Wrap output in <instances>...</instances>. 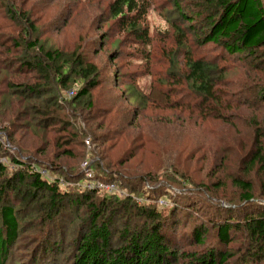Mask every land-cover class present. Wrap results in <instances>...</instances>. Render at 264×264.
<instances>
[{
	"label": "rangeland",
	"instance_id": "obj_1",
	"mask_svg": "<svg viewBox=\"0 0 264 264\" xmlns=\"http://www.w3.org/2000/svg\"><path fill=\"white\" fill-rule=\"evenodd\" d=\"M8 2L21 12L18 17L23 20L22 25L12 21L3 7ZM178 2L192 22L182 19ZM112 3L113 0L0 2V154L22 158L32 155L43 164L53 162L59 167L58 173L64 171L66 178L46 169L52 179L59 177L63 184L81 188L99 183L91 165L102 162L107 166L106 172L118 177L108 184L120 196L127 191L121 182L129 188L136 182L129 177L144 176L151 180L144 186L142 182L138 184L137 191L154 190L152 196L159 197L161 205L177 203L173 212H164L171 218L165 234L175 247L203 252L215 246L224 252H237L245 232H235L234 240L226 246L218 240L216 224L229 217L242 221L254 210L252 205L246 207L247 203L242 202L233 180L236 175H244L242 151H237V146L242 138H252L249 125L255 114L264 115V109L257 106L256 93V83L264 84V73L249 69L250 75H246L245 69L254 59L229 54L219 44L199 42L194 30L208 32L210 28L205 20L207 2L203 0H138L148 5L141 23L148 30L147 43L123 26L119 16H113ZM196 13L201 14L195 16ZM29 17L33 22L28 25L32 27L29 32H38L46 48L79 54L97 65L100 84L89 95L78 98L86 81L76 74L62 84L55 71L47 81L20 64L18 57L26 55L25 50L15 47L12 37L26 34L22 31ZM187 54L217 64L216 75L224 76L218 87L219 99L201 102L190 90L186 80ZM11 60L8 68L6 62ZM26 84L44 86L46 93L40 96L41 102L36 100L38 97L19 92L18 87ZM244 101L248 106L239 104ZM43 102L51 105L55 115V120L48 124L36 108H31H39ZM91 114L98 116L93 118ZM9 134L15 137L11 141ZM38 168L45 171L44 167ZM68 170H81L84 178H73ZM8 172L13 173L11 169ZM255 186L262 188L260 182L255 181ZM257 198L256 202L264 204V197ZM72 212L69 215L81 214L83 209ZM46 213L45 210L35 219L40 232L33 252L39 258L48 256L46 262L53 264L56 254L51 251L42 255L41 243L46 238L50 242L61 239L58 231L63 228L52 227ZM198 229L205 240L202 244L195 240ZM72 232L73 227L62 244L64 251L59 257L63 261L69 253ZM19 242L22 241L18 239ZM20 247H14L7 264L28 263L26 248Z\"/></svg>",
	"mask_w": 264,
	"mask_h": 264
},
{
	"label": "trees",
	"instance_id": "obj_2",
	"mask_svg": "<svg viewBox=\"0 0 264 264\" xmlns=\"http://www.w3.org/2000/svg\"><path fill=\"white\" fill-rule=\"evenodd\" d=\"M203 1L207 2L208 15L205 20L210 28L208 32L194 30L199 42L219 44L229 54H239L254 59L255 62L252 61L245 69L246 75H250L249 69L256 74L264 73V0ZM0 2L4 3V0ZM13 5L8 2L3 7L12 21L22 25L23 20L18 17L21 12L15 11L16 7ZM178 9L182 13V19L193 21L183 13L184 10L180 5ZM147 11L148 5L140 4L138 0H113L111 4L113 16H119V20H123L125 24L123 26L145 43L149 40L148 30L141 23ZM200 14L196 13L195 16ZM24 24L22 32L26 33L25 35L28 33L29 36L23 34L22 37H12L14 46H21L25 50L22 52L26 55L18 57L24 68L35 70L37 75H41L47 81L55 71L54 75L61 77L62 84L67 83L68 78L76 74L86 81L78 98L89 95L90 91L100 84L101 72L97 65L87 62L79 54H68L46 48L44 42L40 41L38 32L36 35L29 32L32 28L29 26L33 24L30 17L24 21ZM8 50L13 51V49ZM16 52L18 53L14 51ZM186 62L188 69L186 80L194 95L200 98L201 102L219 99L218 87L224 76L216 75L217 64L204 59H194L189 54L186 55ZM6 63L9 68L12 60ZM256 86H258L256 93L259 102L257 106L264 109V84L256 83ZM43 89L42 85L32 84L18 87L20 93L26 92L25 94L30 98L38 97L36 99L38 101L40 96L46 93ZM228 102L232 101L228 100ZM239 104L248 106L249 103L244 101ZM44 105L46 108H40ZM88 105L95 108L92 101H89ZM41 106L38 108L33 105L31 108H36V112H40L45 117V124L54 121L55 115L54 111H51V105L43 102ZM251 106L255 105H249ZM96 115L91 114V117L95 118ZM252 121L253 123L249 125L253 131L252 138L250 141L242 138L237 146L239 148L237 151H242L240 158L243 162L244 175H236L233 182L240 190L242 202L247 203L246 207L252 205L254 210L247 213L242 221L229 217L223 223L215 225L219 242L226 246L234 240L235 232H245L246 237H243L237 252H224L215 246L203 252L175 247L165 234L166 225L171 218L164 212L166 210L173 212L177 203L173 201L172 205L167 203L161 205L159 197L152 196L154 190L137 191L138 184L142 182L144 186L151 180L144 176L129 177L136 181H132L134 184L129 187L130 189L121 182L122 187H126L127 191L126 195L120 196L117 192L110 193L99 188L87 189L70 184L62 185L59 177L51 179L33 169V166L44 167L59 174V167L55 163L43 164L32 155L22 158L19 155L11 157L3 153L0 154V158L6 157L8 163L0 162V264H7V260L13 256L15 246L26 248L24 249L28 260L26 264H52L46 262L47 255H45L47 258H39L38 254L33 252V246L40 232L35 219L45 210L47 211L45 215L49 216L48 223L50 222V225L56 229L57 226L63 228L58 231L61 239L50 242L46 238L41 243L42 255L51 251L56 254L54 257L56 263L53 264L61 262L64 264H229L228 262L234 257L237 259L232 264L264 262V204L256 202L257 197H264V115L259 117L255 114ZM99 126H104V123H100ZM7 136L10 141L15 138L13 134ZM83 142L85 144V139ZM91 166L96 169L94 179L111 183L118 178L113 176L111 171L106 172L107 166L102 162H94ZM9 169L13 173H9ZM67 172L73 178L80 176V179L84 178L81 170L78 173L69 170ZM63 175L66 178L64 171L59 174L60 177ZM255 181L262 184L261 189L255 188ZM162 186L164 187V184ZM257 190H260L259 195L256 194ZM82 209L81 214L76 212L72 216L69 215L73 213L72 211ZM229 209L227 211H230ZM34 212L38 214L32 215ZM71 227H73V238L68 242L69 253L66 258L63 257L64 260L66 259L63 261L59 255L64 251L62 244L68 240L67 235ZM201 229L196 231L195 240L198 244L205 241ZM18 239L22 242L17 243Z\"/></svg>",
	"mask_w": 264,
	"mask_h": 264
},
{
	"label": "built area",
	"instance_id": "obj_3",
	"mask_svg": "<svg viewBox=\"0 0 264 264\" xmlns=\"http://www.w3.org/2000/svg\"><path fill=\"white\" fill-rule=\"evenodd\" d=\"M89 141L87 140V143H88ZM0 162H5V163H8V160L5 158V157H2V158H0ZM33 169L35 170V171H38V172H40L43 176H46V177H49V178H51L50 177V175H48L47 174V170L46 169H43V170H45V171H42V169H40V168H38L37 166H33ZM47 171V172H46ZM52 179V178H51ZM53 179H55V177L53 178ZM59 180H61L60 178H59ZM61 182V184H63L64 182H62V181H60ZM99 183L98 184H93L92 186H89L87 189H93V188H99V189H101V190H104V191H106V192H115L116 191V189H114L113 187L114 186H112V185H110V184H108V183H105V182H103V181H98ZM70 183H66V184H63V185H69ZM71 185V184H70Z\"/></svg>",
	"mask_w": 264,
	"mask_h": 264
}]
</instances>
